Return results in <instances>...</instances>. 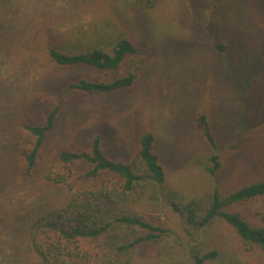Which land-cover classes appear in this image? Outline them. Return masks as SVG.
Returning <instances> with one entry per match:
<instances>
[{
    "label": "rangeland",
    "instance_id": "rangeland-1",
    "mask_svg": "<svg viewBox=\"0 0 264 264\" xmlns=\"http://www.w3.org/2000/svg\"><path fill=\"white\" fill-rule=\"evenodd\" d=\"M2 8L1 211L14 210L13 202L24 209L33 197L21 183L24 175L16 183L10 177L15 142L10 122L22 109L27 108L29 118L48 107L46 95L52 93L64 100L53 134L57 141H88L89 132L100 131L111 156L126 159L140 133L154 135L167 181L162 190L153 187L142 211L168 233L139 246L132 264H195V256L213 251L218 257L207 264H264V250L242 241L222 219L196 228L174 207L211 199L215 188L228 196L264 179V0H166L153 9L136 0H4ZM121 35L144 54L133 91L68 93L67 80L94 75L84 67L56 66L49 57L50 43L61 38L69 45H85ZM200 114L207 115L218 146L222 168L215 177L205 168L210 148L197 122ZM230 210L259 223L264 197ZM12 230L13 224L4 235L0 231L1 263L42 264L36 256L24 260L12 249L8 237L26 246L22 233L18 237Z\"/></svg>",
    "mask_w": 264,
    "mask_h": 264
},
{
    "label": "trees",
    "instance_id": "trees-1",
    "mask_svg": "<svg viewBox=\"0 0 264 264\" xmlns=\"http://www.w3.org/2000/svg\"><path fill=\"white\" fill-rule=\"evenodd\" d=\"M164 1L136 3L153 9ZM3 5L4 0H0V19ZM218 48L225 51L220 44ZM48 51L58 67L92 71L91 78L64 83L68 93L88 96L133 91L144 58L143 51L126 35L89 40L85 45H69L59 38L50 43ZM46 96L48 107L29 113V118L27 108L22 109L10 122L15 134L10 177L16 183L24 175L21 183L33 197L24 209L22 203L13 202L14 210H0L1 234L11 224L12 233L18 237L22 233L26 246L22 240L19 244L15 238L7 240L13 241L12 249L20 252L24 260L31 254L42 264H132L139 246L157 242L168 233L158 219H150L142 211L153 187L162 190L167 181L166 170L154 149V135L140 133L134 153L126 159L111 156L100 131L89 132L88 141L75 143L68 137L57 141L53 134L58 131L64 100L52 93ZM197 122L210 148L205 168L215 177L222 168L220 156L215 154V136L206 114L198 115ZM262 197L264 179L248 183L228 196L215 188L211 199H193L182 208L174 207L196 228L222 219L242 241L264 250V219L251 223L241 211L230 210ZM24 247L29 251L23 253ZM217 257L214 251L197 255L195 264H207Z\"/></svg>",
    "mask_w": 264,
    "mask_h": 264
}]
</instances>
